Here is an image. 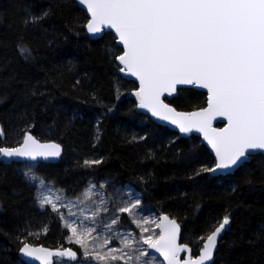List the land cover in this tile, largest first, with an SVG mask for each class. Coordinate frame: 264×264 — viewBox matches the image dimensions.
Instances as JSON below:
<instances>
[{
	"label": "trees",
	"instance_id": "obj_1",
	"mask_svg": "<svg viewBox=\"0 0 264 264\" xmlns=\"http://www.w3.org/2000/svg\"><path fill=\"white\" fill-rule=\"evenodd\" d=\"M88 21L75 0H0V147L20 145L27 132L61 144L58 162L36 163L46 182L69 197L89 181L130 185L143 204L180 223L194 256L201 237L228 216L213 264H264V154L232 174L205 171L215 158L200 137H181L137 112L128 96L138 85L119 74L115 58L122 47L111 32L90 39ZM169 102L192 111L207 95L182 88ZM24 165L0 159V264H23L22 241L60 248L69 236L60 218L37 206Z\"/></svg>",
	"mask_w": 264,
	"mask_h": 264
},
{
	"label": "snow or ice",
	"instance_id": "obj_2",
	"mask_svg": "<svg viewBox=\"0 0 264 264\" xmlns=\"http://www.w3.org/2000/svg\"><path fill=\"white\" fill-rule=\"evenodd\" d=\"M79 3L91 14L86 25L89 33H101L106 27L118 36L123 48L122 54L115 58L123 65L121 72L135 76L140 82L135 93L139 107L170 121L182 133L195 130L204 134L218 161L215 168L205 171L239 167L253 151L264 150V0H79ZM46 15L47 12L42 14ZM41 18L30 16L29 22ZM21 54L30 55V52L25 48ZM177 85L207 89V108L184 113L164 103L161 96L166 92L173 94ZM218 115L228 121L221 130L211 125ZM59 154V146L40 144L31 135H26L22 146L0 147V156L4 157L35 160L37 156ZM92 163L100 161H85ZM138 203L120 211L132 214ZM45 205L59 211L49 195L40 199V206ZM229 223V217L225 216L214 231L201 237L205 242L197 258L190 255L187 245L178 243L180 225L168 216H163L157 225L158 236L142 237V241L160 253L168 264H209L217 240ZM68 227L76 236L77 228L71 224ZM92 232L93 229L84 228L75 241L84 249L86 258L89 255L97 261L121 258L113 253L122 249L113 248L101 254L93 246L90 252L88 238ZM22 243L20 251L41 264H52L53 256L77 258L71 250L51 251ZM132 244L131 240L123 241L124 248L130 249ZM181 253H189L188 258L181 261ZM136 262L154 264L146 250L139 252Z\"/></svg>",
	"mask_w": 264,
	"mask_h": 264
},
{
	"label": "rangeland",
	"instance_id": "obj_3",
	"mask_svg": "<svg viewBox=\"0 0 264 264\" xmlns=\"http://www.w3.org/2000/svg\"><path fill=\"white\" fill-rule=\"evenodd\" d=\"M22 172L29 184L35 187L37 206L43 211L50 209L67 229L69 236L65 247L74 246L79 250L75 260L58 258L55 264H125V261H128V264H137L136 257L141 250L151 254L154 264H163L142 241V237L155 238L160 234L157 226L160 223V214L141 202V194L134 187L125 185L108 189L107 183L89 181L81 193L69 197L39 175L36 163H25ZM43 195H49L57 203L59 211H53L51 205L41 207L40 199ZM137 201L138 206L133 209L132 214L120 211L121 208ZM113 220L116 221L115 224L112 223ZM69 224L77 228L76 236L68 227ZM84 228L93 229L91 237L88 238L90 252L93 246L95 251L101 254L109 253L113 248L122 249L113 253L121 258L112 260L108 257L106 261H97L91 255L86 258L84 249L75 242ZM125 239L133 241L132 248L123 247ZM124 253L128 255L125 256ZM129 257L132 259L129 260Z\"/></svg>",
	"mask_w": 264,
	"mask_h": 264
},
{
	"label": "water",
	"instance_id": "obj_4",
	"mask_svg": "<svg viewBox=\"0 0 264 264\" xmlns=\"http://www.w3.org/2000/svg\"><path fill=\"white\" fill-rule=\"evenodd\" d=\"M75 1H76L77 5H78L83 11L86 12V14H87V16H88V18H89V20H90V19H91V14L87 11L86 6L80 4V3H79V0H75ZM86 32H87L89 38L92 39V40H96V39L102 37V36L104 35L105 32H111V33H113V35H114L115 38H116L117 45H119L120 47L123 48V46H122L121 44H119V42H118V41H119V38H118V36L116 35V33H115L114 30H111V29H108V28L105 27V28L102 29L101 33H98V34L93 35V34H91V33H89V32L87 31V27H86ZM117 62H118V64H119V61H118V60H117ZM119 66H120V68L123 67V65H120V64H119ZM119 74H120L124 79H126V80H130V81H134V82H136L137 85H138V88H137L136 90H134L133 92H131V93L129 94V96H128L129 98H132V99L135 100V102H136V104H137V112H138V113H142V114L148 115V116H149V117H150V118H151L156 124H158V125H160V126H163V127H167V128L170 129L171 131L177 132L181 137L187 138V137H190V136H192V135H195V136L200 137L202 143L205 144V145L207 146V148L210 150V152H211L212 155L214 156V158H215V166H214L213 168L216 167V164L218 163V161H217V157H216L215 151L213 150L212 146L207 142V140L204 139V134H203V133H201V132H197V131H195V130H193V131H191V132H188V133H182V132L179 130V128H178L176 125L172 124L170 121H167V120H161V119H159L158 117L153 116V115L151 114V112H149L147 109H142V108H140V107H139V99H138V97L135 95V93H136L137 91H139V89H140V82H139V80H138L135 76H132V75L126 73V72H121L120 70H119ZM182 88H193V89H196V90H198V91H202V92H204V93L207 95V103H206V106L203 107V108H199V109H196V110H192V111H182V110H178V109H176V108H175V107H174L169 101L172 100L173 98H175V97L177 96L178 90H179V89H182ZM161 100H162L164 103L168 104L170 107L174 108V109H175L176 111H178V112L192 113V112H198V111H201V110L207 108V106H208V93H207V89L200 88L199 86H196V85H177V90H176L173 94L169 95V94L166 92V93H164V94L161 96ZM211 125H212V128L217 129V130H221V129L227 127V125H228V121H227V119H226L225 117H223V116H219V115H218V116H216V117H214V118L212 119V121H211ZM0 130L3 131V128H2L1 126H0ZM26 135H31V136H32V137H33L38 143H40V144H55V145L59 146V148H60V154H59V156H49V157H47V158H45V157H43V156H37V158H36L35 160H32L31 158H28V157H4V156H0V159H1L2 161H4V162H16V163H26V162H34V163H56V162H58V161L62 158L64 151H63V147H62L61 144H59V143H57V142H54V141H47V142L40 141V140H38V139H37V138H36L31 132H27V133L24 135V137H23L22 142L20 143V145H18V146H16V147L22 146L23 141H24ZM1 136H2V135H0V137H1ZM9 148H10V147H9ZM13 148H15V147H13ZM259 153L264 154V150H256V151H253V152L251 153V155L248 157V159H247V160H246L241 166H243L245 163L249 162L250 159H251V156L256 155V154H259ZM241 166H239V167L233 166L232 169H216V171H214V172L211 171L210 174H211L212 176H219V175L232 174V173H234L236 170H238ZM163 216H168L169 219H174V218L171 217L170 215H168V214H166V213H163V214L160 215V221H161V218H162ZM175 220H176V219H175ZM176 221H177V220H176ZM229 221H230V223H229L228 225L225 226V230L221 232V235H220V237H219L218 240H217V247H216V249H215V251H214L213 261L209 262V264H213V263H214V260H215V254H216V252H217V250H218L219 243H220V241L223 239L225 233H226L227 231H229V229H230V227H231V220H230V218H229ZM177 223L180 225V223H179L178 221H177ZM159 230H160V228H159ZM213 231H214V230H213ZM181 234H182V227H181V225H180V237H179V239H178V243H179V244H182V245H186V244L182 243V241H181ZM204 242H205V241H204ZM28 244H30V243H28ZM30 245H32V246H34V247H37V248L42 247V248H44V249L51 250V251H57V250H71V251L77 253L73 248H71V247H69V246H67V247H63V248H49V247H45V246H42V245H35V244H30ZM187 246H188V245H187ZM21 248H23V246H22ZM188 248L190 249V255H191L193 258H197L199 254H198L197 256H194V255H193V252H192V249H191L189 246H188ZM150 252L153 253L154 255L158 256V257L161 259V261L163 262V264H168V262L164 259V257H163L160 253L156 252L155 249H150ZM188 256H189V253H181V254H180V259H181V261H183L184 259L188 258ZM19 258H20V260L22 261L23 264H41V261L36 260L35 258L27 257V256H25L21 251H19ZM58 258H59V259H62V260H70V258H68V257H56V256H53V257H51L52 264H55V263H56V259H58Z\"/></svg>",
	"mask_w": 264,
	"mask_h": 264
}]
</instances>
